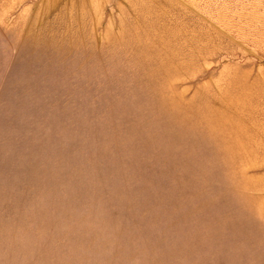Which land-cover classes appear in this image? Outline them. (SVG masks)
Instances as JSON below:
<instances>
[{"label":"rangeland","instance_id":"1","mask_svg":"<svg viewBox=\"0 0 264 264\" xmlns=\"http://www.w3.org/2000/svg\"><path fill=\"white\" fill-rule=\"evenodd\" d=\"M0 264H264V0H0Z\"/></svg>","mask_w":264,"mask_h":264}]
</instances>
